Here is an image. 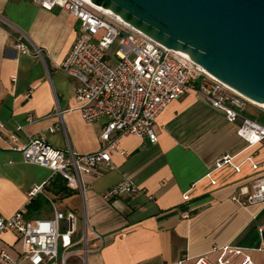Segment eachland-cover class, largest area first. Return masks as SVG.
<instances>
[{
    "label": "crops",
    "instance_id": "1",
    "mask_svg": "<svg viewBox=\"0 0 264 264\" xmlns=\"http://www.w3.org/2000/svg\"><path fill=\"white\" fill-rule=\"evenodd\" d=\"M79 23L63 8L46 10L32 0H0V216L10 217L26 206L28 191L44 183L46 195L35 198L43 207L31 217H52L53 202L64 211L61 250L79 249L86 226L91 235L86 262L78 251L67 264H179L181 258L193 264L200 256L216 262L220 248L228 244L243 250L229 264H239L245 255L264 264V206L246 208L231 199L264 173V139L249 146L237 132L240 121H228L192 90L158 116L157 142L122 137L120 149L112 154L113 168L82 174L83 192L49 168L25 162L20 151L9 147L16 135L18 145L44 138L56 148L70 146L80 154L101 148L105 121L82 118L75 97L79 81L58 67L77 38ZM21 40L41 48L43 55L21 52L16 47ZM58 110L64 129H54ZM225 155L235 156L241 171L235 173L231 165L216 170L217 184L212 186L204 176ZM248 158L260 168L253 169ZM127 177L140 187L137 194L113 201L104 197ZM194 182L190 198L184 200ZM94 231L103 235L102 247ZM2 242L22 264H30L20 256L15 231L5 230Z\"/></svg>",
    "mask_w": 264,
    "mask_h": 264
},
{
    "label": "built area",
    "instance_id": "2",
    "mask_svg": "<svg viewBox=\"0 0 264 264\" xmlns=\"http://www.w3.org/2000/svg\"><path fill=\"white\" fill-rule=\"evenodd\" d=\"M46 10L63 8L80 21L77 38L65 57L58 65L70 76L78 79L75 97L79 102L82 118L87 122L103 119L100 132L102 146L99 150L85 154L76 153L70 146L62 150L48 143L44 138H32L27 144L18 145V137L13 135L9 147L20 151L25 162L49 168L53 175L62 176L68 185L81 192L85 185L82 174H90L104 166L113 168L112 154L120 149V140L127 135L149 138L158 141L157 118L175 99L189 90L202 96L211 106L222 111L228 121H240L238 134L249 146L264 139V121L246 114L250 106L264 114V104L255 103L230 85L209 74L203 66L176 49L167 48L144 32L104 10L91 0H32ZM116 46L117 63H111L108 50ZM24 53L43 55L41 48L31 47L24 41L16 43ZM59 122L54 129L65 128L63 114L57 111ZM4 124L0 123V128ZM20 128V127H18ZM231 155L216 159L212 170L205 174L212 186L217 184L213 173L227 165L235 173L241 171V164L234 163ZM251 161L253 169L260 164ZM194 182L184 193L188 200L196 186ZM44 183L34 185L28 191L29 202L40 194L46 195ZM140 187L132 178H125L111 188L105 198L113 201L119 196L134 195ZM231 199L242 207L264 206V173L255 178L251 188L241 186ZM23 206L10 217L0 216V264H22L19 257L10 253L2 242V233L11 229L21 240L20 256L30 264H67L71 255L78 251L86 262L90 250V234L86 230L79 249L70 246L61 250L62 221L64 211L53 202L52 217H30L27 206ZM188 217L187 213L182 214ZM263 226L260 231H263ZM93 236L104 244L103 235L94 231ZM243 254L242 248L231 244L220 248L216 262L204 256L198 257L193 264H229ZM179 264H187L181 258ZM239 264H256L250 255H245Z\"/></svg>",
    "mask_w": 264,
    "mask_h": 264
},
{
    "label": "water",
    "instance_id": "3",
    "mask_svg": "<svg viewBox=\"0 0 264 264\" xmlns=\"http://www.w3.org/2000/svg\"><path fill=\"white\" fill-rule=\"evenodd\" d=\"M264 104V0H91Z\"/></svg>",
    "mask_w": 264,
    "mask_h": 264
},
{
    "label": "rangeland",
    "instance_id": "4",
    "mask_svg": "<svg viewBox=\"0 0 264 264\" xmlns=\"http://www.w3.org/2000/svg\"><path fill=\"white\" fill-rule=\"evenodd\" d=\"M79 27H80V23H79ZM115 50H116V46L114 45V46H112V48L110 49V50H108V55H111L112 57V59H111V63L113 64V65H115L116 63H117V60H116V58H115ZM246 114H248L250 117H252V118H255V119H260V117H261V113L257 110V108L256 107H252V106H250L247 110H246V112H245Z\"/></svg>",
    "mask_w": 264,
    "mask_h": 264
},
{
    "label": "trees",
    "instance_id": "5",
    "mask_svg": "<svg viewBox=\"0 0 264 264\" xmlns=\"http://www.w3.org/2000/svg\"><path fill=\"white\" fill-rule=\"evenodd\" d=\"M43 207V204L39 202L38 199L32 200L29 205L27 206L28 208V215L31 217L37 212H39Z\"/></svg>",
    "mask_w": 264,
    "mask_h": 264
},
{
    "label": "bare ground",
    "instance_id": "6",
    "mask_svg": "<svg viewBox=\"0 0 264 264\" xmlns=\"http://www.w3.org/2000/svg\"><path fill=\"white\" fill-rule=\"evenodd\" d=\"M101 10H104V11H106V12H109V13H111V14H114V12L112 11V10H110V9H108V8H104L103 6H101V5H97ZM116 16H118V15H116ZM118 18L120 19V20H122V21H124L120 16H118ZM207 71V70H206ZM208 72V71H207ZM209 73V72H208ZM210 74V73H209ZM253 101V100H252ZM255 103H259V102H256V101H254ZM259 104H262V103H259Z\"/></svg>",
    "mask_w": 264,
    "mask_h": 264
}]
</instances>
